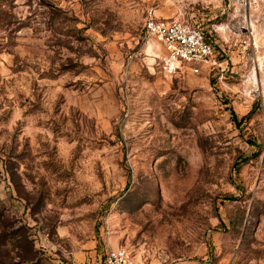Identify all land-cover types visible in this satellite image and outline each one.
I'll return each mask as SVG.
<instances>
[{
  "label": "rangeland",
  "instance_id": "obj_1",
  "mask_svg": "<svg viewBox=\"0 0 264 264\" xmlns=\"http://www.w3.org/2000/svg\"><path fill=\"white\" fill-rule=\"evenodd\" d=\"M149 10L217 64L166 69ZM121 246L264 264V0H0V264Z\"/></svg>",
  "mask_w": 264,
  "mask_h": 264
},
{
  "label": "built area",
  "instance_id": "obj_2",
  "mask_svg": "<svg viewBox=\"0 0 264 264\" xmlns=\"http://www.w3.org/2000/svg\"><path fill=\"white\" fill-rule=\"evenodd\" d=\"M145 34L157 40L164 48L165 68L174 71L180 64H217L213 43L201 28L185 18H163L154 10H149L145 20ZM76 264V263H68ZM82 264H94L91 258ZM104 264H145L141 263L133 251L126 247L110 249Z\"/></svg>",
  "mask_w": 264,
  "mask_h": 264
},
{
  "label": "crops",
  "instance_id": "obj_3",
  "mask_svg": "<svg viewBox=\"0 0 264 264\" xmlns=\"http://www.w3.org/2000/svg\"><path fill=\"white\" fill-rule=\"evenodd\" d=\"M89 258H90V257H89ZM89 258H86L84 261H86V260L89 259ZM137 259H138V258H137ZM138 260H139V259H138ZM84 261H83V262H84ZM139 261H140V260H139ZM83 262H80V263H79V262L73 261L72 263L82 264ZM140 262H141V261H140ZM141 263H142V262H141Z\"/></svg>",
  "mask_w": 264,
  "mask_h": 264
}]
</instances>
